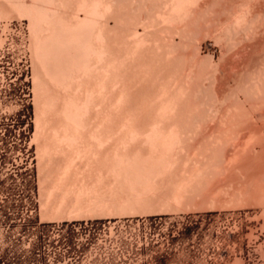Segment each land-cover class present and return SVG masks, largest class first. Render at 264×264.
I'll return each mask as SVG.
<instances>
[{
	"label": "bare ground",
	"instance_id": "bare-ground-1",
	"mask_svg": "<svg viewBox=\"0 0 264 264\" xmlns=\"http://www.w3.org/2000/svg\"><path fill=\"white\" fill-rule=\"evenodd\" d=\"M11 12L31 31L42 215L106 205L97 171L152 200L264 198V0H0ZM196 33L235 51L205 72Z\"/></svg>",
	"mask_w": 264,
	"mask_h": 264
},
{
	"label": "rangeland",
	"instance_id": "rangeland-1",
	"mask_svg": "<svg viewBox=\"0 0 264 264\" xmlns=\"http://www.w3.org/2000/svg\"><path fill=\"white\" fill-rule=\"evenodd\" d=\"M11 13L0 16V41H2L0 71H4L7 76L18 75L14 87L6 92L0 90V264H46L45 255L49 250L43 249L40 244V229L43 223L63 220L99 221L114 225L111 230H99L93 233L92 245L78 251L79 257L75 264H264V198L240 199L238 193H231L227 188L210 192L205 199L197 198L198 200L188 205L179 202L182 203L179 205L173 198L152 200V195L148 198L151 193L144 190L143 184L139 186L135 183L137 187L131 184L133 189L130 183L134 181L132 177L136 176L128 177L130 183L126 180L127 183L122 184L123 179L119 177L118 180L115 179L117 176L114 173L109 172V175L114 174L111 177L112 175L108 176V171L104 173L99 171L100 175L97 171L96 176L90 179L100 180L101 175H104L109 181L107 184L104 177L101 181L97 179L101 184L105 182V186H101L105 187L107 195L109 194L106 196L108 199L104 207L101 206L102 204L96 206V203L93 204L95 208L92 205L93 209H90L93 212L90 210L77 212L74 213L77 217L70 214L68 219L67 216L59 218L53 213L42 215L39 160L36 143L32 140L36 128L37 93L33 81L35 61L32 54L31 31L26 16ZM138 29L141 31V27L138 26ZM200 35L196 33L192 35V39L194 38L192 41L191 37L186 41L194 44L192 50H188L191 54L198 51L196 45L199 44L201 58L204 56L205 60L207 54L214 55L212 60L209 56L210 64L204 62L205 72L211 70L212 65L214 67L212 62L218 64L222 56L229 55L232 49L235 51L233 47L230 46L229 50V46L225 47V45L221 50L220 47L223 46L216 45L211 37L206 39L205 35L204 38L203 34L201 35L203 41L200 40V44L198 40ZM196 38L198 42L195 44ZM175 39L177 41L178 37L176 36ZM189 43L186 42V45L188 44L186 52L190 48ZM206 81L208 80L203 82ZM56 89L61 91L59 88ZM211 110H207L208 113ZM212 113L213 111L209 115ZM77 176L83 178L82 174L78 173ZM92 181L94 180L91 179L90 182ZM135 182H138L137 179ZM97 183H94L95 191L101 194L106 192L105 188L102 189ZM119 185L122 191L120 193L116 191L119 190ZM130 188L134 191L127 190ZM113 193H116L115 196ZM123 195L128 205L119 202L123 201L121 198ZM128 195L129 198L126 197ZM145 195L147 198L144 197ZM117 196L121 199L118 197V200ZM252 196H255V193ZM129 199H132L131 202L129 201L130 204L127 201ZM150 199L154 202L152 203ZM110 201L112 203L115 201V206ZM141 204L144 206L141 207ZM122 208L123 211H120ZM10 221L14 222L10 225ZM30 239L37 241L32 244L31 249L28 244ZM38 247L39 251H37ZM70 255L64 253L62 257H58L67 259Z\"/></svg>",
	"mask_w": 264,
	"mask_h": 264
},
{
	"label": "built area",
	"instance_id": "built-area-1",
	"mask_svg": "<svg viewBox=\"0 0 264 264\" xmlns=\"http://www.w3.org/2000/svg\"><path fill=\"white\" fill-rule=\"evenodd\" d=\"M18 75L7 76L4 71H0V90L9 91L17 84ZM3 222V221H1ZM14 221H10V225ZM113 224L99 221H56L43 223L40 229V244L43 249L49 250L45 255L46 264H75L78 259V251L92 245L91 235L99 230L113 229ZM30 239L29 249L35 244ZM39 243V241H38ZM37 244V243H36ZM39 251V247L37 248ZM70 253L67 259H60L62 254Z\"/></svg>",
	"mask_w": 264,
	"mask_h": 264
}]
</instances>
